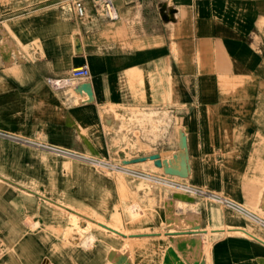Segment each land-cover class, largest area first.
Listing matches in <instances>:
<instances>
[{"label":"crops","instance_id":"crops-1","mask_svg":"<svg viewBox=\"0 0 264 264\" xmlns=\"http://www.w3.org/2000/svg\"><path fill=\"white\" fill-rule=\"evenodd\" d=\"M69 3L0 0V264H163L169 248L193 261L180 238L198 240L200 264H264V0H114L118 19L104 22ZM77 65L89 101L46 82ZM179 131L178 178L204 208L173 223L157 208L144 231L121 232L111 182L102 210L91 167L170 159ZM70 199L109 222L89 219L91 241L64 234L65 212L86 218L58 201Z\"/></svg>","mask_w":264,"mask_h":264},{"label":"rangeland","instance_id":"rangeland-1","mask_svg":"<svg viewBox=\"0 0 264 264\" xmlns=\"http://www.w3.org/2000/svg\"><path fill=\"white\" fill-rule=\"evenodd\" d=\"M109 162L111 164L121 165L119 163V158ZM106 165H109V167L98 165V167H91V169L100 177L101 182L99 187L101 193L99 201L102 210L104 207H107L109 201V182H111V191L113 190L116 193V199L113 200L115 201L114 209L117 211L116 214L112 216V220L121 232L136 233L144 231L145 227H143V224L157 221V208H166L168 223H173L169 221L171 214L178 215L188 211H195L202 207L204 208L203 199L201 200L196 196L198 193L197 190L186 186L182 179L169 176L165 174L162 169H155L152 163L129 165L125 169L126 172L118 170V168H120L119 166H117V169H112L110 164ZM66 185L69 189L75 190L79 184L71 180ZM181 191L190 195L193 198L192 201L184 202L173 198V193ZM58 201H63L61 203L66 204L68 208L86 216V218H83V216H79L73 212H69L68 214L66 212L64 213L65 217L63 216V223L68 225V229L65 230L64 234L70 238L79 237L81 241L86 239L92 230L96 228L92 221L89 220L91 218L109 224L108 221L102 218L100 219L98 216L93 215L88 209L81 207L82 205L72 203L75 200L70 199L69 202H66L67 200ZM206 202H210V200ZM122 223L126 224V228L121 229L120 224ZM207 244L208 242L204 244V249L207 248ZM11 249L12 248L9 247L6 251L12 254L13 250L11 251ZM2 253L3 251L1 254ZM0 256H3V254ZM112 262L113 264H129L124 257H119ZM37 264L49 263L44 259Z\"/></svg>","mask_w":264,"mask_h":264},{"label":"built area","instance_id":"built-area-1","mask_svg":"<svg viewBox=\"0 0 264 264\" xmlns=\"http://www.w3.org/2000/svg\"><path fill=\"white\" fill-rule=\"evenodd\" d=\"M69 8L74 16L83 21L89 15H93L99 21H115L118 19V12L114 5V0H70ZM90 78V72L87 66L80 65L70 69L67 74L61 77L46 78L47 84L54 90L74 88L76 92H83L90 98L81 85H75L78 81H87Z\"/></svg>","mask_w":264,"mask_h":264},{"label":"bare ground","instance_id":"bare-ground-1","mask_svg":"<svg viewBox=\"0 0 264 264\" xmlns=\"http://www.w3.org/2000/svg\"><path fill=\"white\" fill-rule=\"evenodd\" d=\"M50 151V150H49ZM51 152V151H50ZM54 152V151H53ZM76 154V153H75ZM58 155V154H57ZM60 155V154H59ZM62 155V154H61ZM67 156V155H66ZM69 156V155H68ZM77 158V157H76ZM92 158V157H91ZM79 159V158H78ZM84 160V159H83ZM95 160V159H94ZM130 160V159H129ZM91 162V161H90ZM103 163H100L99 165L102 166V167H109V165H106V164H110V166H112V169H117L119 166L120 168H118V170L120 171H125V169L127 167L125 166H121V165H118V164H111L110 162L108 161H101ZM94 163V162H92ZM122 165H125V164H122ZM172 165L173 166H177L178 164L177 163H174L172 162ZM117 171V170H116ZM123 173V172H122ZM5 177V176H4ZM7 178V177H6ZM3 180V179H2ZM148 180V179H147ZM143 183V182H142ZM154 186V185H153ZM39 192V191H38ZM159 193V192H158ZM42 194V193H41ZM156 195V194H155ZM173 198L175 199H178L180 201H184V202H191L192 201V197L186 195V194H182V193H173ZM51 203V202H50ZM217 203V202H216ZM53 206H56L58 205L60 208H61V203L60 204H56L55 202H53L52 204ZM66 206V205H64ZM62 206V207H64ZM68 207V206H66ZM65 207V208H66ZM64 209V208H63ZM170 209V208H169ZM169 221L173 222L174 221V215L171 214L170 217H169ZM100 224V223H99ZM103 225V223H101ZM105 226V225H104ZM98 227V226H97ZM107 227H109L107 225ZM100 228V227H98ZM121 231V230H120ZM246 232V231H245ZM131 234V233H130ZM139 234V233H138ZM93 235V234H92ZM132 235V234H131ZM145 235V234H144ZM125 236V235H124ZM140 236V234H139ZM147 236V235H146ZM88 240H92V236L89 235L88 236ZM138 238V237H137ZM145 238V237H144ZM143 238V239H144ZM151 238V236H150ZM134 239V237H133ZM148 239V238H147ZM139 240V239H138ZM141 240H142V237H141ZM146 241V240H145ZM86 244V242H84ZM140 243V242H139ZM175 245H176V248L184 255L186 252H191L192 254V259L193 261L191 262H184L180 257H178V255L174 252V250L172 248H169V251L166 253V256L165 258L163 259V264H200L198 262V240L197 239H177V241H175ZM114 252V251H113ZM203 256V255H202ZM162 259V258H161Z\"/></svg>","mask_w":264,"mask_h":264},{"label":"water","instance_id":"water-1","mask_svg":"<svg viewBox=\"0 0 264 264\" xmlns=\"http://www.w3.org/2000/svg\"><path fill=\"white\" fill-rule=\"evenodd\" d=\"M81 89L85 90L89 98H91V92L87 84L81 86ZM178 146H179L178 151L175 152L172 158L170 159L161 160L159 155L152 154L147 157H138V158H134L130 160H124L122 161V164H125V165L135 164V163L144 162L146 160H150L153 162V165L155 167L161 168L165 174L170 175V176L185 178L188 174L189 166H188V157H187L185 137L182 131H179V145ZM172 162L177 163L178 165L173 166ZM168 251L169 249L167 250V252Z\"/></svg>","mask_w":264,"mask_h":264}]
</instances>
